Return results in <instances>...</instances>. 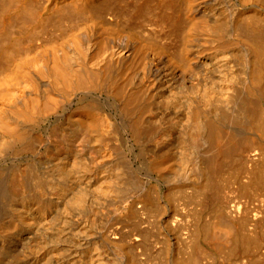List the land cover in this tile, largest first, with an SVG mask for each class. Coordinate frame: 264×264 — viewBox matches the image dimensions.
Returning <instances> with one entry per match:
<instances>
[{
	"label": "bare ground",
	"instance_id": "bare-ground-1",
	"mask_svg": "<svg viewBox=\"0 0 264 264\" xmlns=\"http://www.w3.org/2000/svg\"><path fill=\"white\" fill-rule=\"evenodd\" d=\"M237 1L184 0L191 33L170 54L92 27L25 56L0 42V264H135L160 188L221 209L195 221L196 252L227 246L241 208L223 179L264 169V0ZM162 204L189 225L192 208Z\"/></svg>",
	"mask_w": 264,
	"mask_h": 264
},
{
	"label": "rangeland",
	"instance_id": "rangeland-1",
	"mask_svg": "<svg viewBox=\"0 0 264 264\" xmlns=\"http://www.w3.org/2000/svg\"><path fill=\"white\" fill-rule=\"evenodd\" d=\"M11 1L8 4L9 21L4 25L1 24L4 19L0 12V27H3L0 30V42L14 41L21 56L31 54L34 48H48L62 43L69 39L73 31L88 27L97 31L95 34L101 43L107 38L125 36L137 43L138 52L152 54H170L179 50L182 39L191 33V26L185 16L184 0H89L90 8L81 14L66 11L65 4H59L63 0ZM135 67V62L128 64L120 82ZM250 179L251 183L248 184ZM223 180L231 202L241 208V219L231 230L232 237L227 246L209 255L196 252L190 243V240L195 242V221L205 230L216 216L223 215L221 209L207 206L205 211L197 214L196 205L187 197L171 195L165 188H160V206L156 208L154 221L151 219L149 232L146 231L147 241L142 251L138 252L135 264H264L263 166L259 165L252 174L239 167ZM162 202H167L168 207L177 213L192 208L187 218L189 225L170 228L163 219L165 206ZM220 221L225 229L230 227L227 218ZM182 239L185 241L182 242ZM201 241L204 242V239ZM159 255L167 256L164 258L167 261Z\"/></svg>",
	"mask_w": 264,
	"mask_h": 264
}]
</instances>
